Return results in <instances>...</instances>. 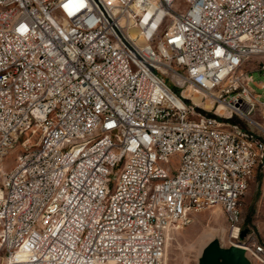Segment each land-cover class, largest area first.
<instances>
[{
  "label": "built area",
  "instance_id": "1",
  "mask_svg": "<svg viewBox=\"0 0 264 264\" xmlns=\"http://www.w3.org/2000/svg\"><path fill=\"white\" fill-rule=\"evenodd\" d=\"M254 71L264 0H0V264H162L215 205L264 264Z\"/></svg>",
  "mask_w": 264,
  "mask_h": 264
},
{
  "label": "rangeland",
  "instance_id": "2",
  "mask_svg": "<svg viewBox=\"0 0 264 264\" xmlns=\"http://www.w3.org/2000/svg\"><path fill=\"white\" fill-rule=\"evenodd\" d=\"M252 76L253 87L264 99V90L259 88L263 75L254 71ZM240 203L242 229H247L251 238L264 245V166L255 172ZM214 240L222 247L230 246L227 218L217 205L192 212L188 223L169 231L163 264H198L205 247ZM251 264L258 263L252 261Z\"/></svg>",
  "mask_w": 264,
  "mask_h": 264
},
{
  "label": "water",
  "instance_id": "3",
  "mask_svg": "<svg viewBox=\"0 0 264 264\" xmlns=\"http://www.w3.org/2000/svg\"><path fill=\"white\" fill-rule=\"evenodd\" d=\"M247 229H242L243 238ZM198 264H251L246 258L244 250L235 245L222 247L216 240L210 242L204 249Z\"/></svg>",
  "mask_w": 264,
  "mask_h": 264
},
{
  "label": "bare ground",
  "instance_id": "4",
  "mask_svg": "<svg viewBox=\"0 0 264 264\" xmlns=\"http://www.w3.org/2000/svg\"><path fill=\"white\" fill-rule=\"evenodd\" d=\"M229 243H230V246H231V245H235V246H237V247L242 248L241 244H237L236 242H233V241H231V240H229ZM242 249H243V248H242ZM163 259H164V257H163ZM162 264H163V260H162Z\"/></svg>",
  "mask_w": 264,
  "mask_h": 264
}]
</instances>
